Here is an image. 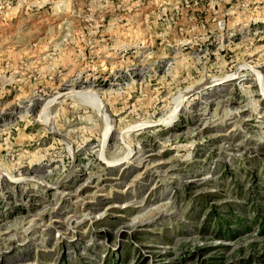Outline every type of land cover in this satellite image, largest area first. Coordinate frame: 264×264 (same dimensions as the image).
Wrapping results in <instances>:
<instances>
[{
	"label": "rangeland",
	"instance_id": "rangeland-1",
	"mask_svg": "<svg viewBox=\"0 0 264 264\" xmlns=\"http://www.w3.org/2000/svg\"><path fill=\"white\" fill-rule=\"evenodd\" d=\"M0 264H264V0H0Z\"/></svg>",
	"mask_w": 264,
	"mask_h": 264
},
{
	"label": "bare ground",
	"instance_id": "bare-ground-1",
	"mask_svg": "<svg viewBox=\"0 0 264 264\" xmlns=\"http://www.w3.org/2000/svg\"><path fill=\"white\" fill-rule=\"evenodd\" d=\"M67 92H68V91H67ZM75 94H77V92H76ZM84 94H88V93H85V92H84ZM63 95H64V94H61V95L59 94L58 97L54 98L53 100H51L50 102L46 103V104L43 106V108H42V112H41V116H40V118H41L40 120H43V122L46 121V120L49 121L50 112H49V113L47 112L48 109L50 110L51 106H54L58 101H60V99L63 97ZM77 95L79 96V93H78ZM89 95H90V94H89ZM78 96H77V97H78ZM84 96H85V95H84ZM91 96H92V98H91L90 96H89V97H90L93 101H96V104H95V105L97 106V109H98V108L101 109L102 104L99 102L98 97L96 98V99H97V100H96V99H95V95H92V94H91ZM66 97H68V96H66ZM66 97H65V98H66ZM89 97H88V98H89ZM80 98H81V97H80ZM90 98H89V99H90ZM92 100H91V101H92ZM88 101H89V100H88ZM88 101H87V102H88ZM88 103H90V102H88ZM93 103H94V102H93ZM93 103H92V102L90 103L91 106H92ZM95 105H94V106H95ZM96 106H95V108H96ZM55 109H56V108H55ZM97 109H96V110H97ZM101 110H104V109H101ZM103 113H104L103 111L100 112L101 116L105 117ZM48 114H49V115H48ZM51 114H52V112H51ZM105 121H106V120H105ZM49 123H50V121H49ZM108 125H109V123H108ZM110 129H111L110 127H107V131L105 132V135H104L105 137H107L106 135H107V133L110 131ZM128 153H129V152H128ZM117 162H118V160H117ZM109 164H111V163H109ZM107 165H108V164H107Z\"/></svg>",
	"mask_w": 264,
	"mask_h": 264
}]
</instances>
